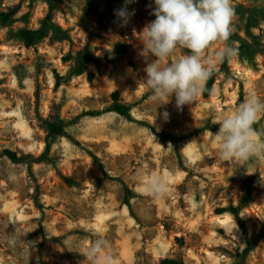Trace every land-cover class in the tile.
Instances as JSON below:
<instances>
[{
  "label": "rangeland",
  "instance_id": "1",
  "mask_svg": "<svg viewBox=\"0 0 264 264\" xmlns=\"http://www.w3.org/2000/svg\"><path fill=\"white\" fill-rule=\"evenodd\" d=\"M49 3L53 26L66 36L51 31L30 48L10 39L12 31L40 28ZM123 3L0 0V12L15 11L14 22L0 27V264H88L87 250L98 237L110 242L119 264H236L246 245L243 230L258 239L243 264H264V160L233 168L210 135L221 112L230 114L252 95L264 100V0H232L238 54L227 71L217 65L213 82L182 110L174 98L158 107L143 87L137 34L154 19L153 0L129 5L135 15L125 27L114 15ZM119 42L128 52L110 64ZM86 48L97 57L88 66L94 79L69 77ZM56 74L63 77L58 84ZM114 92L133 106L134 119L181 138L178 146L114 113L78 118L110 106ZM165 111L167 120L160 115ZM47 121L66 123L79 144L54 138L49 160L30 162L46 154ZM254 127L264 132V116ZM6 149L26 161L13 163ZM152 174L168 186L162 199L143 194ZM249 176L258 185L238 221L229 209L239 207Z\"/></svg>",
  "mask_w": 264,
  "mask_h": 264
},
{
  "label": "clouds",
  "instance_id": "2",
  "mask_svg": "<svg viewBox=\"0 0 264 264\" xmlns=\"http://www.w3.org/2000/svg\"><path fill=\"white\" fill-rule=\"evenodd\" d=\"M135 2L124 0L123 6L114 11L119 26H127L135 15L134 10L129 11V5ZM151 7L154 19L137 34L145 64L143 87L158 107L174 98L176 109L182 110L200 97L217 65L238 54L230 41L235 17L232 0H153ZM213 45L217 48L209 55ZM177 52L182 54L173 59ZM160 115L167 120L169 113ZM261 116L264 100L256 95L249 96L230 114L221 112L217 116V130L210 135L217 142L220 158L233 168L264 160V132L254 127ZM156 117L157 113L154 121ZM142 191L159 200L167 194L168 186L161 176L152 174L142 184ZM110 247L107 239L92 241L87 250L88 264H119Z\"/></svg>",
  "mask_w": 264,
  "mask_h": 264
},
{
  "label": "trees",
  "instance_id": "3",
  "mask_svg": "<svg viewBox=\"0 0 264 264\" xmlns=\"http://www.w3.org/2000/svg\"><path fill=\"white\" fill-rule=\"evenodd\" d=\"M49 9H50L49 14L43 21L40 28H36V29L21 28L18 29L17 31H12L9 33L10 39L20 42L26 48H30L36 45L37 43L41 42L51 31L57 35L66 36V31L53 26L51 3H49ZM14 17H15V11L13 10L8 12H0V27L11 25L14 22ZM236 38H237V34L233 32L230 38V41L233 43V46L236 41ZM127 52L128 49L126 45L120 42L116 43L113 47V53L108 55L107 57L108 63L110 64L116 63L120 59L124 58ZM96 61H97V57L93 54L91 49L86 48L80 51L79 53L76 54L74 58V64L69 72V77L73 78V77L86 75L88 80L92 81L94 79V74L91 71H89L88 66L89 64L95 63ZM228 62L229 61L222 63V68L226 71L228 70ZM216 73L217 72L214 71L213 75L209 78L210 82H213ZM62 79L63 77L56 74L57 84L60 83ZM208 92H209V88H206V95L208 94ZM132 107H133L132 105L122 103L119 99V93L114 92L112 98V104L110 106L104 107L103 109H100L98 111L83 112L78 118L84 116L98 117L108 113H114L123 117L128 121L137 122L141 126L145 127L147 130H149L161 141H168L175 147L178 146V143L181 141V138H178L175 135L169 133H159L150 123L146 121H137L136 119L133 118L131 114ZM66 128H67V124L62 121H47L46 122V131H47L46 154L30 162L38 163L43 161L44 159L49 160L47 154H49L51 151V140L54 138L64 136L72 140L75 144H79L77 141L72 139V137L68 134ZM3 155L6 156L13 163H20L26 161V159L24 158H18L13 151L8 149L3 151ZM93 158L97 160L95 156H93ZM103 173L104 176L108 177L106 172ZM109 178H113V177H109ZM113 180H115V178H113ZM257 185H258V179L256 176L247 177L241 184V198L239 201V207L237 208L231 207L229 209L230 213L233 214L238 221H240L239 212L242 209L251 205L253 200L252 193L253 190L257 187ZM126 192L127 193L129 192L127 188H126ZM243 234L245 237L246 245L236 264H243V259L254 250L258 242V239L256 237L249 236L245 230H243ZM161 264H182V263L173 259H165L162 261Z\"/></svg>",
  "mask_w": 264,
  "mask_h": 264
}]
</instances>
